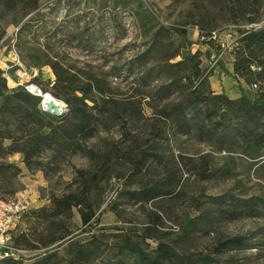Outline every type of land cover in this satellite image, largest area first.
Here are the masks:
<instances>
[{
    "label": "rangeland",
    "instance_id": "374dc122",
    "mask_svg": "<svg viewBox=\"0 0 264 264\" xmlns=\"http://www.w3.org/2000/svg\"><path fill=\"white\" fill-rule=\"evenodd\" d=\"M200 30L217 31L216 48L202 43ZM243 30L264 31V0H0V199L27 205L9 234L11 242L23 234L24 247L33 250L22 263L5 264H36L55 251L48 264H135L133 255L118 249L127 238L147 252L163 240L195 264H264V159H247L236 140L234 153L219 148L228 141L219 143V132L234 135L242 122L236 109L188 97L194 89L208 97L225 94L218 93L221 73L231 100L241 92L251 99L264 93L258 78L264 38L260 52L250 51L239 77L233 76ZM175 51L170 63L201 53L208 85L181 78L162 90L174 76L163 64ZM53 67L83 101L77 115L90 126L82 134L62 99L54 97L63 115L49 117L37 100L18 95L27 85L50 92ZM31 70L38 75L32 78ZM5 96L11 99L3 105ZM178 104L191 127L186 136L164 117ZM259 123L264 126V114ZM159 127L163 133L155 137ZM200 129L214 136L198 138ZM59 130L72 139H61ZM35 136L45 140L27 165L19 151L31 152ZM204 167L212 171L209 179L201 174ZM229 196L256 205L231 208ZM65 197L71 207L45 222L38 209ZM79 210L91 216L86 226ZM208 214L215 216L212 227L200 222ZM81 246L88 247L84 255L76 253Z\"/></svg>",
    "mask_w": 264,
    "mask_h": 264
},
{
    "label": "trees",
    "instance_id": "16d2710c",
    "mask_svg": "<svg viewBox=\"0 0 264 264\" xmlns=\"http://www.w3.org/2000/svg\"><path fill=\"white\" fill-rule=\"evenodd\" d=\"M251 22L250 24H252ZM209 31H202L200 30V36L202 38V43H205L207 45H210L211 48L214 47L215 43L210 39V32ZM241 34V40H243V44L239 46L235 52H234V63H233V76L238 78L239 73L241 72L243 66L241 65L244 62H248V57L252 56L254 53H250V51L254 50L255 52H260L262 48L261 40L264 38V31L262 30H243L240 31ZM182 40H185V32L180 31L179 35ZM262 37V38H261ZM177 51V50H176ZM174 52L172 55L168 57L167 62L163 64V67L168 70L170 73H172L171 82L165 86V88L168 92L170 91L178 81L182 78L184 80H193L197 79L199 80V85L206 84L208 85V78L210 74L202 75V69L201 66V53L199 51H196L194 53H189L188 55L182 57L181 60L170 63V60H173L178 55L177 52ZM246 52H249L247 55ZM244 61V62H243ZM260 68V72L258 73V78L264 82V67H262L261 62L258 64ZM248 65L244 68L245 71H247L246 75L249 73ZM54 74H55V81L50 89L49 93L53 97L57 99H62L64 102L67 103V105L70 107L71 115L74 116L73 120L76 121L74 124V127L76 128V133H84L86 129L89 128L90 122L85 118H80L77 114H82L81 106L83 104V101L81 99H78L76 96H74V92L76 91L74 88H72V84L56 70V68H52ZM183 72L182 75H179L178 72ZM245 82L247 84H251L252 82L249 79H246ZM255 86V88H253ZM252 89H256L257 85L255 83L251 84ZM22 90L18 95L21 97L22 101H29L32 99L37 100V106L40 107V99L32 96L31 94L27 93L25 90ZM46 93V92H44ZM189 102L195 103V102H204V103H211L213 105H222L227 108H234L236 109V112L240 113L241 115V124L242 126H238V129L234 130V135H230V131H220L217 135V139L220 141L219 143H223L224 141H227V147H221L219 148L223 151L227 150L228 153H234L233 143L235 140L237 141L236 144L237 147H241V153L243 156H245L247 159L251 160H257L261 158V160L264 159V126L259 123L261 117L264 114V93L257 95L254 99H251L247 96H245L242 92L240 95V98L236 100L229 99L225 94H214L213 92H210L209 97L203 96V91L194 89L189 94ZM11 96H5L3 99L2 104L6 105L8 101H10ZM36 105L34 104L32 107L35 108ZM38 107V108H39ZM40 111V109H39ZM41 112V111H40ZM37 115V112H35ZM42 113V112H41ZM262 113V115L259 117V115ZM49 117H53L50 114H45ZM25 115L28 116V119L34 121L32 118L33 114H28L27 110L25 112ZM165 118H168L169 123H172L174 125V129L176 130V133H178L179 136H186L189 135L191 131V127L189 124V121L187 119V116L184 113V110L181 105L172 106L170 111H168L167 114H165ZM36 119V118H35ZM70 119V118H69ZM68 120V119H67ZM251 123V124H250ZM251 125V126H250ZM57 135L61 137V139L70 140L72 139L71 134L67 132L66 130H59L56 132ZM163 133L162 128H156L155 129V137H160V135ZM236 133V134H235ZM198 138L201 139H212L214 135L208 134V131L206 130H197ZM232 136V137H231ZM226 138L223 140V138ZM45 140L44 136H35V143H33L31 147V152H26L25 150L27 148H22L19 152L23 155V161L25 164H29V155L32 153H36L40 150L41 144ZM213 143V142H212ZM232 146H231V144ZM229 146V147H228ZM146 158V155L143 154L142 159ZM263 158V159H262ZM141 163V162H140ZM264 164V162H263ZM262 166V164L260 165ZM212 171H209L206 167H204L201 170V174L206 179H209L208 175ZM207 175V176H205ZM211 175V174H210ZM230 206L231 208H237V209H244L246 211H250L254 206L256 205L253 200H250L247 203H244L243 205H240V203H237L236 200L233 199V197L229 196ZM222 201L224 200V196L222 198ZM82 202L78 201L77 205L80 206ZM71 207V204L69 200L65 198L61 199H52L51 204L48 208H40L38 209L40 217L45 220V222L52 220V222L59 218L61 215L65 213L66 210H68ZM80 213V219L84 226H86L91 216L86 214L85 212L79 210ZM27 214V213H25ZM203 220L200 221L201 223L208 226H213V218L215 216H212L208 214L207 216H202ZM197 225V224H196ZM198 226V225H197ZM189 226L186 227L185 230L188 229ZM190 232V231H189ZM187 234L186 232L184 233ZM147 237V234L143 236V243L145 242V239ZM64 239V235L59 236L57 238H52L50 242L47 243V245H52L56 242L62 241ZM12 243L15 247L22 249V250H29L33 251L31 249H27L24 247L25 244H27V240L23 234H20L19 236H16V238H13ZM78 243V242H77ZM75 243L74 246H79L80 244ZM234 243H239L234 241ZM118 249L120 251H127L131 255L134 256L135 264H195L191 258L187 257L186 255H181L177 253V251L171 247L170 244L166 243L165 241L159 240L157 242L156 248L152 252H147L145 249L143 250L139 244L136 242H133L132 239L127 238L124 240H121L118 243ZM244 245V242H243ZM46 247V246H45ZM222 248V247H221ZM88 250V247H78V251L76 253H80L81 255H84L85 250ZM56 252V251H55ZM53 252L48 255H44L43 258H41L40 262H37L38 264H48L50 263L56 253ZM13 262V261H9ZM22 263V262H21ZM36 263V264H37Z\"/></svg>",
    "mask_w": 264,
    "mask_h": 264
},
{
    "label": "built area",
    "instance_id": "2783aa9c",
    "mask_svg": "<svg viewBox=\"0 0 264 264\" xmlns=\"http://www.w3.org/2000/svg\"><path fill=\"white\" fill-rule=\"evenodd\" d=\"M249 27H254V25L252 24ZM210 39L212 41H216L218 39L217 31L210 32ZM13 64L20 66L18 60L14 61ZM29 72L31 73L32 78L38 75L37 70H31ZM18 85L22 86L21 84ZM253 88H255V86ZM24 90L37 98H39V95H42L41 91L33 85L24 86ZM35 90L38 92H35ZM39 99L40 110L43 113L52 115L51 113L53 111L45 106L43 98ZM27 211V205L16 198L0 199V264H5L9 261H24L27 251L19 249L13 245L9 231L11 225L14 224L23 214L27 213Z\"/></svg>",
    "mask_w": 264,
    "mask_h": 264
},
{
    "label": "bare ground",
    "instance_id": "6f19581e",
    "mask_svg": "<svg viewBox=\"0 0 264 264\" xmlns=\"http://www.w3.org/2000/svg\"><path fill=\"white\" fill-rule=\"evenodd\" d=\"M35 92H38L35 90ZM45 106H47L51 111L58 112L64 110V105L62 102L56 100L54 97L48 93H42Z\"/></svg>",
    "mask_w": 264,
    "mask_h": 264
},
{
    "label": "crops",
    "instance_id": "0c3cea01",
    "mask_svg": "<svg viewBox=\"0 0 264 264\" xmlns=\"http://www.w3.org/2000/svg\"><path fill=\"white\" fill-rule=\"evenodd\" d=\"M227 69H228V71H229V73H232V64H229V65H227ZM215 73L216 74H218V72H216L215 71ZM217 77V76H216ZM218 78V77H217ZM219 78L221 79V80H223V83H221V85H222V87L224 88V89H221L220 88V91L218 92V93H222V92H224L225 94H227V91L229 90L227 87H224V78H225V75L223 74V73H221L220 74V76H219ZM226 86V85H225ZM234 92V91H233ZM233 99H235V98H233ZM38 207V206H37ZM16 225V224H15ZM15 225H13L12 226V230L11 231H13V228H14V226ZM16 227V226H15Z\"/></svg>",
    "mask_w": 264,
    "mask_h": 264
},
{
    "label": "water",
    "instance_id": "95a60500",
    "mask_svg": "<svg viewBox=\"0 0 264 264\" xmlns=\"http://www.w3.org/2000/svg\"><path fill=\"white\" fill-rule=\"evenodd\" d=\"M39 98H43L42 95H39ZM63 110L62 111H58V112H52V116H55V117H61L63 115Z\"/></svg>",
    "mask_w": 264,
    "mask_h": 264
}]
</instances>
